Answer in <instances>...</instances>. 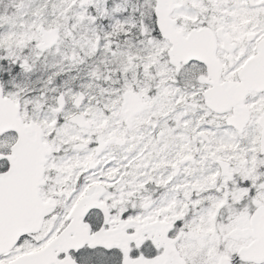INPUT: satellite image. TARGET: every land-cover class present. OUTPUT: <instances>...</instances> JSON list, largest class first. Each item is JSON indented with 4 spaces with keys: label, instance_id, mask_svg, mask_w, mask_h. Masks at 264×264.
<instances>
[{
    "label": "snow or ice",
    "instance_id": "6c2138e0",
    "mask_svg": "<svg viewBox=\"0 0 264 264\" xmlns=\"http://www.w3.org/2000/svg\"><path fill=\"white\" fill-rule=\"evenodd\" d=\"M0 264H264V0H0Z\"/></svg>",
    "mask_w": 264,
    "mask_h": 264
}]
</instances>
